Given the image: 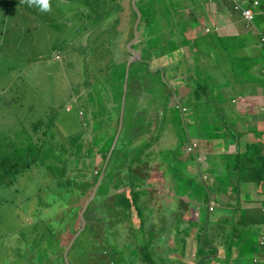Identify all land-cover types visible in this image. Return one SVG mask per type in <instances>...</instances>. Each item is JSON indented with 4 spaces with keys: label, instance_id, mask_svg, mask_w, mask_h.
<instances>
[{
    "label": "trees",
    "instance_id": "trees-1",
    "mask_svg": "<svg viewBox=\"0 0 264 264\" xmlns=\"http://www.w3.org/2000/svg\"><path fill=\"white\" fill-rule=\"evenodd\" d=\"M221 1L232 12L234 22L238 21L235 31L219 34L216 27H212L211 31L205 32L204 28L208 23L209 14L205 10L207 6H202L204 3L201 0H136L135 5L139 10L140 20L137 26L138 38L132 47L139 49L140 58L129 66L124 99L125 103L126 99L129 102V97H136L134 89L136 86L139 88V74H141L140 78L150 76L159 81L161 86L166 89L165 96L160 101H156L157 106L155 105V111H159V117L161 115L164 117L167 107L169 109L171 106L177 112L190 113L191 123H202L205 128L204 135L207 136V139H211L212 155L208 171L215 179L214 184L209 183L207 177H203L201 172V178L195 176L196 168L194 166L199 164L196 156L200 154V147L203 146L194 139L190 145L186 143V147H181L178 152L173 150L174 153L170 154L173 167L171 168L168 163L166 164L167 170L165 168L162 172V178L171 177L173 184L177 185L178 195H174L172 192L166 193L165 184L162 182L161 184L158 181V174L153 175L150 169L147 168V172L143 170L145 175L135 171L138 164L150 154L142 147H152L153 149V145L157 144V155L161 162L160 147H164L165 144L169 145L166 142L158 141V139L160 140V130L157 124L162 126L161 120L159 121L158 118L157 121L155 120L156 129L150 132L148 141L142 142L141 147L132 145V148L128 147L127 150L124 143L125 147H121L120 142L124 139L121 135L125 133L126 127L128 129L133 125L131 121H135L136 116L138 121L142 114L145 120L150 119V113L147 114L146 107L145 113L143 112L145 99H142L141 102L144 103V106L140 104L141 107H138L135 101L130 100L135 104L132 112L128 109V113H125L123 109L121 131L115 145L109 153L116 129L106 136L107 146L104 142L100 148V162L96 164H93V161H86V163L83 161L90 156L87 155L88 151L85 152L84 143L82 145L78 140L72 143L75 147H61L54 157L49 152L42 150V147H39L41 150L38 149L34 155L31 154L30 147H24L23 153L16 152L14 151L16 146L12 139L8 140V144L11 146L9 148L12 150L10 156L0 158V189L2 186H5L4 188L12 187L17 176L21 173L23 176L29 177L26 173L31 170L33 165L44 166L48 171L45 174L50 176H45L43 181L36 185L37 193L34 194V202L26 204L23 201L16 207L18 211L15 221L19 219L20 226L17 230L20 237L16 238V242L10 238L7 232L0 234V264H65L66 259L68 264H156L152 257L153 248L150 246H153L157 234L169 231L167 226L174 220L187 222L189 225L197 227L198 230L201 229L202 233L196 235L200 264L213 262V259L218 255L214 257H210V255L217 254L219 249L220 252L222 249V254L227 259L226 264L229 260V264L258 263L257 255L254 254V250L258 248H261L263 252L260 264H264V245L260 243L261 236L264 235V116L262 120H257L252 116L256 112L264 113V102L258 101V99L264 101V98L251 96L257 87L261 86L264 89V0ZM8 2L0 0V3L4 5L1 6L3 7V18L0 17V24L7 20L4 15L7 13ZM102 2L110 10L108 15L113 11L121 12V1L101 0V5ZM86 3L94 6L95 9L99 6L93 3V0H86ZM20 4L21 2L15 8L18 9ZM184 6L190 8L188 17L180 14V9ZM130 7L132 6L130 5ZM130 9L132 27L128 41L133 38V24L137 17L134 8ZM196 9L203 11L199 14ZM247 10L251 12L250 16L245 14ZM83 15L88 16L87 12ZM13 17L20 19L17 13ZM88 18L90 19L89 16L86 19ZM201 18L203 22L206 21L204 24ZM117 22L118 19L115 23ZM214 23L216 26L219 25V22ZM0 34L3 35L2 31ZM117 34L108 35V38L103 39L102 46L107 42L108 46L118 42L120 39ZM245 34L250 35L254 41L246 42L243 39ZM16 38L17 36L14 39ZM250 47H255V49L257 47L256 53L247 54L246 49ZM185 50H189L195 57L193 64L188 67L190 75L186 81L179 77L187 90L178 97L179 85L172 86L169 81L176 78L178 71L176 66L182 59H185ZM211 52H214L215 63L203 62L204 57H211ZM152 55H155V60ZM164 61H167V64ZM112 65L119 66L113 71L110 78L116 87L112 99L113 106H111L117 113V125L120 122L126 61L112 63ZM134 65L138 66V69L132 70ZM104 79L107 80L105 77ZM224 88L229 90L225 91ZM100 90L103 91L101 97L105 104L107 94L104 92V88L100 87ZM173 95L177 97V100L173 98ZM249 106L252 107L251 112H247ZM52 121L53 116H49L46 124L36 121L31 124V128L36 130L40 125H46L49 128L54 125ZM211 121L215 124L211 125ZM242 123H245V129ZM150 124L149 121L140 122L135 128L150 131ZM217 124H220L219 128L214 129ZM68 136L70 137V135ZM78 137L80 135H72L74 139H78ZM194 137L198 138L199 136ZM37 139L43 142L39 137ZM63 144H67L66 140ZM189 147H193V151L189 150L188 153ZM218 147L235 148L227 152L221 148L218 151ZM215 152L219 154L217 155L220 159L219 162L212 161ZM49 159L56 160L60 165L54 166L51 171V164L45 163ZM138 159L139 161L136 163L133 162ZM106 160L108 161L106 162ZM121 162H129L125 171L120 167ZM73 163L75 166L80 163L83 171H78L79 173L76 175H70ZM101 174L102 176L97 182ZM142 176L147 179L141 178ZM176 179L178 182H174ZM244 184H253L255 187H259L260 196L259 199L256 198V201L258 200L260 203L259 206H255V215L250 208L246 210L249 214L247 216L242 208V204L253 200L250 198L244 200V197L243 200L241 199V188L245 186ZM21 185L25 187V183ZM157 185L163 186H160L158 193H154L161 202L164 203V198H174L172 202L163 204L160 210L157 208L160 211L157 212L158 216L155 214V211L158 210L149 203L152 195L150 190L157 188ZM93 190L94 193L91 194ZM255 190L257 191V189ZM58 192H62L63 200L54 198V193ZM125 193L127 197H124ZM68 195H73L72 204H70L69 198L67 199ZM85 197L87 198L83 202ZM179 200L185 204H189L191 201L195 203L193 206H187L180 210ZM5 201L7 200L0 195V204H4ZM42 205L52 207L45 216L46 219L41 218L43 215ZM84 205L82 215L85 221L84 226L73 240L65 259L64 251L72 236L81 227L79 212ZM195 207L198 212L195 220H186L175 215L177 210H179L177 212L190 214ZM226 208L241 214L239 223L236 215H230L227 221L228 225L237 226L236 228L229 226L232 234L227 231V235L230 236L227 240L235 245L237 238L234 234L242 227L241 225H245V228L261 224L263 228L259 231V240L252 242L248 248L247 245L240 246L239 244L237 249L234 248V251H231L227 240L218 244L216 242L218 241L217 234H221L220 225L225 224L226 219L223 215H214L211 218V212ZM151 209L152 211H150ZM27 214L31 218V222L25 219ZM151 214H155L157 217L155 223L152 221ZM133 218L137 220L135 221ZM187 231L188 227L185 226L183 232ZM124 235H126L127 241L124 239ZM224 235L225 229L223 230ZM172 247L174 250L178 249L177 241H173ZM250 249L252 250L250 254H245ZM252 255L253 257H250ZM164 260H169V258L165 257Z\"/></svg>",
    "mask_w": 264,
    "mask_h": 264
},
{
    "label": "rangeland",
    "instance_id": "rangeland-1",
    "mask_svg": "<svg viewBox=\"0 0 264 264\" xmlns=\"http://www.w3.org/2000/svg\"><path fill=\"white\" fill-rule=\"evenodd\" d=\"M116 1H121V12H119V10L118 12L113 11L108 15L110 10H108V7L104 5L103 2L102 5L100 4L101 0H93V3H96L97 6L99 5L96 9L94 6L92 7L89 3H86V0H70L69 3L68 1L64 3L63 1L60 2V0L59 2L58 0H50L51 10L47 12H43L35 6L29 7L26 3H22L21 0H7V13L4 15V18L7 20L5 23L0 24V31L3 33V35L0 34L2 35V37H0V158L3 156H10L12 149L9 148L11 146L8 144V140L11 139L14 146H16L14 150L16 152L23 153L24 151H22V149L24 147H30L31 154L34 155L36 151L40 149L39 147H42V150L49 152L52 157L58 153L61 147H75L72 143L78 140L82 145L84 143V146H86L85 152L88 151L87 155L90 156L89 158L83 159V161H85V163L86 161H93V164L100 162V148L103 146L104 142L107 146L105 141L106 136L119 128V124L116 125L117 113L112 107V99L113 94L116 92V87L112 84V81H110L113 71L119 68V66L115 67L112 63L125 61L131 57L130 51L128 50V39L130 38L132 27L130 14V8L133 7L131 3L132 0ZM201 1L204 3L202 6H207L205 10L206 13L210 15H208L209 20L204 28L205 32L208 30L211 31L212 27H216V31L219 34L236 30L238 21L234 22L232 12L227 9L221 0ZM20 2L19 8L16 9L15 6ZM130 5L132 7H130ZM1 6L4 5L0 3V17L3 18V7ZM13 9L14 12H12ZM79 10L83 14L87 12L90 17V19H86L87 23L85 19H83L82 23L77 22V19L81 18L75 15ZM189 10L190 8L184 6V8L182 7L180 9V14L188 17ZM196 11L201 14L203 10L196 9ZM15 13L20 16L19 20L13 17ZM116 19H118L117 23H115ZM201 21L203 24L206 22H203L202 18ZM213 21L219 22V25L216 26ZM187 26L191 27L189 25ZM111 33L112 35L118 33L120 40L115 44H110L108 46L107 42V44L102 46L103 39L108 38L107 36ZM15 36H17L16 39H14ZM243 39L248 43L254 41L248 34L243 35ZM135 42H132V44ZM34 43L40 44L42 48L38 50ZM132 44L130 46L131 48ZM256 51L257 47L256 49L255 47L246 49V53L251 55L256 53ZM135 52L140 51L139 49H135ZM54 54H59L60 58L57 59L58 55H56L55 59ZM213 54L214 52H211V57H204L203 62H208L209 64L215 63ZM152 56L153 60H155V55ZM184 56L185 59H182L180 64L176 66L178 69L176 78L169 81L172 86L179 85V89H177L178 97H180L182 92L187 90L186 87L182 85L184 82H181L179 77L186 81L187 77L190 75L188 67L193 64V58L195 57L189 50H185ZM164 63L167 64V61H164ZM136 69H138V66L134 65L132 70ZM167 74L169 73L167 72ZM140 76L141 74H139L138 77L140 82L139 88L136 86L138 89L136 87L134 89L136 99L129 97V102L128 99H126L125 103H123V109L125 113H128V109L132 112L135 104L133 102L131 103L130 100L135 101L138 107H141L140 104L144 106V103L141 101L145 99L146 102L143 112L145 113L146 107L147 114L150 113V119L145 120L142 114L139 116L138 121V119L136 120V116L134 118L135 121H131L133 125L128 129L126 127L125 133L121 135V137L124 138L123 141L120 142L122 145L121 147L126 146L127 150L128 147L132 148V145L133 147H141V143L148 141L151 133L138 137L133 128L137 127V124L140 122H151L152 119L155 120L158 118L162 123V126L157 124L160 130V140L158 139V141H163V143L166 142L169 145L167 146V144H165L164 147H160L161 150L159 153L162 163L157 155V144H155L153 145L152 152L144 158L143 162L140 161L141 163L138 164L135 171L145 175L146 173H144L143 170L147 172V168L150 169L153 175L158 174V181L165 184L166 193L172 192V194L178 195L177 185L173 184L170 179L171 177L162 178V172L165 170L166 164L168 163H170L171 168L173 167V161L170 155L174 153L173 150L178 152L181 147H186V143L190 145L194 139L198 141L199 145L201 144V146H203L200 147V154L196 156V160L199 164L196 167L194 166V168H196V170H194L195 176L200 177L201 172L203 177H207L209 183L214 184L208 171L212 155L211 139H207V136L204 135L203 131L205 128L202 123L195 122L192 124L190 113L177 112L172 106L170 107L171 110L167 107L164 117L162 115L159 117V111H155L157 106L156 101H160L162 97L165 96L166 89H164L161 83L155 78H151L150 76H143L140 78ZM104 77L107 78V80L104 79ZM98 78L99 80H97ZM100 87L104 88V92L107 94L105 104L101 97L103 91L100 90ZM224 90L228 91L229 89L224 88ZM122 94L124 93L122 92ZM251 96L264 98V89L261 86L257 87L254 94ZM173 98L177 100V97L174 95ZM163 101L164 99L160 103L162 104ZM258 101L264 102L261 99H258ZM233 109L235 110L234 105ZM247 110V112H251L252 107L250 108L249 106ZM49 116H53V126L48 128L46 125H40L36 130L31 128V124L36 121H42L46 124ZM252 116L257 120H262L264 113L260 112L258 114V112H256ZM154 120L152 122L155 124ZM214 124L215 123L211 121V125ZM242 125L245 129V123H242ZM219 126L220 124H217L214 129L219 128ZM211 130H213V128H211ZM68 135H70V137ZM72 135H80V137L74 139ZM194 136L199 137L196 138ZM37 137H39L41 141L43 140V142H40ZM65 140L67 143L66 145L63 144ZM112 140L110 149L114 147V136ZM123 143L125 146H123ZM142 148L150 149L152 147L145 146ZM219 160L217 155L212 157V161L219 162ZM107 161L108 160H106V162ZM136 161H139V159L133 162L136 163ZM47 162L51 164V171L54 166L60 165V163L54 159L46 160L45 163ZM128 164L129 162H121V169L125 171L127 168L126 165ZM71 165L70 175H76L83 171L80 163H78L77 166H75L74 163ZM46 171L45 167L40 164L33 165L31 170L26 173L29 177H25L23 173H21L17 176L12 187H1L0 195L7 201H5L4 204H0V234L7 232L14 242H16L17 237H20V233L18 234L17 232L20 227L19 219L15 221V215L18 211L16 207L23 201L26 204L34 202V194L37 193V190H35L36 185L42 182L45 176H50L45 174ZM141 178L147 179L143 176ZM159 182H157V184H160ZM174 182H178L177 179ZM22 183H25V187L21 185ZM160 186L163 187L162 185ZM160 186L150 190L152 195L149 202L150 205L159 210L163 204L174 200L173 197H169L168 199L164 198V203L161 202L158 196L154 195V193L160 191ZM255 189L260 193L259 187H255L253 184L242 186L241 191L244 196H248L247 194L251 195L249 192H254ZM221 196L223 197V195ZM124 197H127L126 193ZM54 198L63 200L62 192L54 193ZM68 198L71 201L70 204H72L73 195H68L67 199ZM86 198L87 197L83 198V202H85ZM61 202L64 203V201ZM179 202L180 210L185 209L187 206H193L195 203L191 201V203L185 204L180 200ZM51 208L52 207L49 208L42 205V219H46L45 216ZM64 208H66V206H64ZM82 210L83 209L80 210L79 214ZM159 210L155 211L156 215L160 212ZM150 211H152V209ZM177 211L175 215L181 216L186 220H195L198 214L196 207L191 210L190 214ZM155 214H151L154 223L157 219ZM214 215H223L226 219L224 221L225 224L220 225L221 234H217L218 241L216 242L221 244L230 238V236L227 235V231L229 234H232L227 223L230 218L229 208L224 210L217 209L215 212H211V218ZM25 219L29 221L31 218L27 214ZM136 220L137 219H135V221ZM29 222H31V220ZM185 226L188 227L187 232H183ZM256 226L257 224L250 225L248 228L241 227L237 232L239 234L237 242L239 243L235 245H233L230 240H227L231 251H234V248H238L237 245L239 244L240 246L247 245L248 248V245L252 242L259 240V231L263 226L261 227V224ZM167 228L169 231L157 234L153 246H150L153 248L152 257L156 264H200L201 260L198 256L199 251L197 248L196 235L202 233L201 229L198 230L197 227L191 224L189 225L187 222H176L175 220L167 226ZM224 229L225 235L223 236ZM79 231L80 228L75 234H78ZM124 239L127 241L126 235H124ZM173 241H177L178 249L176 250L172 249ZM219 250L217 254L210 255V257L218 256L213 259V262L210 261L207 262V264H226L227 259L222 254V251L220 252ZM251 251L250 249L246 251L245 254L248 255ZM254 251L259 261L258 263L252 262L251 264H260L262 260L260 257L263 256L262 249L258 248ZM165 257H168L169 260L163 261ZM250 257H253V255Z\"/></svg>",
    "mask_w": 264,
    "mask_h": 264
},
{
    "label": "crops",
    "instance_id": "crops-1",
    "mask_svg": "<svg viewBox=\"0 0 264 264\" xmlns=\"http://www.w3.org/2000/svg\"><path fill=\"white\" fill-rule=\"evenodd\" d=\"M57 1V0H56ZM64 2V3H67L66 1H68V3L70 2V0H60V2ZM58 2H59V0H58ZM75 15H77V16H79V17H81V18H78L77 19V22L78 23H82V21H83V19H85V21H86V23H87V20H86V15H83V13L79 10V12L77 13V14H75ZM34 45H35V47L38 49V50H40L41 48H42V46L40 45V44H36V43H34ZM130 53V52H129ZM56 55H58V57H57V59H59L60 58V55L59 54H54V58L56 57ZM130 55H131V53H130ZM138 55H139V58H140V52H138ZM56 59V58H55ZM129 59V58H128ZM128 59H126L125 61L127 62V60ZM38 62H41V61H38ZM121 62H124V61H121ZM134 62V61H133ZM113 63H120V62H113ZM125 68H126V65H125ZM156 120V119H155ZM154 120V121H155ZM157 121V120H156ZM156 121H155V123H156ZM133 129H135V133L136 132H138V137H142L143 135H147L148 133H150L151 131H154L155 129H156V126H155V124L151 121V124H150V131H146L145 130V132L144 131H142V130H138L137 128H133ZM132 129V130H133ZM117 131H118V128L116 129V132H115V135H116V133H117ZM120 131H121V128H120V130H119V133H120ZM119 133H118V135H117V137L119 136ZM115 135H114V137H115ZM116 140H117V138H116ZM116 140H115V142H116ZM114 145H115V143H114ZM219 148H221V149H223V150H225V151H227V152H229V151H231V150H234V148L235 147H218V151H219ZM144 151H146V152H152V148H150V149H146V150H144ZM211 153H212V150H211ZM215 153H218V152H215ZM214 155H218V154H214ZM213 155V156H214ZM211 180L212 181H214L215 179L213 178V176L211 175ZM251 195H249V194H247L248 196H244L243 195V193H242V195H241V199L243 200V197H244V200L246 199V198H250V199H253L251 202H249V203H246V204H242V208H243V210L246 212V210H249L250 208L252 209V211H253V215H255L256 214V210H255V206H259V201L257 200L256 201V198L257 199H259V196H260V193H258L256 190L254 191V192H249ZM233 201V200H232ZM231 207V209L233 210V208H232V205L230 206ZM230 208H229V214L231 215V214H233V215H236L237 217H238V223H239V217H240V215L241 214H239V213H234V211H232ZM246 214H247V216L249 215L247 212H246ZM224 217V216H223ZM229 223V222H228ZM229 226H230V228H236V226L237 225H230L229 224ZM242 227H244L245 225H241ZM249 227V226H248ZM248 227H245V228H248ZM257 227V226H256ZM240 230V229H239ZM238 230V231H239ZM234 236L238 239V237H239V234L238 233H235L234 234ZM237 243H239V242H237ZM235 249H237V248H235ZM221 251H222V249H221ZM261 258V257H260Z\"/></svg>",
    "mask_w": 264,
    "mask_h": 264
},
{
    "label": "water",
    "instance_id": "water-1",
    "mask_svg": "<svg viewBox=\"0 0 264 264\" xmlns=\"http://www.w3.org/2000/svg\"><path fill=\"white\" fill-rule=\"evenodd\" d=\"M135 2H136V0H132L131 1V3L133 4V8H134V10H135V12H136V19H135V25H134V27H133V38L130 40V42H128V50L130 51V53H131V57L127 60V62H126V68H125V75H124V80H123V93L124 94H122L123 96H122V100H121V102H122V105H121V109H120V111H121V115H120V123H119V128H118V131H117V133H116V135H115V137H114V143H115V140H116V138H117V135H118V133H119V130H120V128H121V125H122V122H121V118H122V114H123V103H124V99H125V90H126V86H127V80H128V74H129V66H130V64L133 62V61H136V60H139V55H138V52H135V49L132 47H130L131 46V44H132V42H135V40L137 39V26H138V23H139V20H140V13H139V10H138V8H137V6L135 5ZM112 148L113 147H111V149H110V152H111V150H112ZM109 152V153H110ZM101 176H102V174L100 175V177H99V179H98V181L97 182H99V180H100V178H101ZM95 188H96V186H95ZM94 193V190H93V192H92V194ZM92 196V195H91ZM84 208H85V205H84V207H83V210H82V212L80 213V217H81V227H80V230H81V228L84 226V223H85V221H84V219H83V211H84ZM80 232V231H79ZM77 236V234H75V235H73L72 236V238H71V240L69 241V244H68V246H67V248L65 249V251H64V257H65V259H66V256H67V252H68V250H69V247L71 246V244H72V242H73V240L75 239V237ZM65 264H68V261H67V259H66V263Z\"/></svg>",
    "mask_w": 264,
    "mask_h": 264
},
{
    "label": "clouds",
    "instance_id": "clouds-1",
    "mask_svg": "<svg viewBox=\"0 0 264 264\" xmlns=\"http://www.w3.org/2000/svg\"><path fill=\"white\" fill-rule=\"evenodd\" d=\"M21 2L26 3L29 7H33V6L38 7L39 10H41L43 12H47V11L51 10L50 0H21ZM189 150L193 151V147H189V149L187 150L188 153H189ZM263 211H264V206H263ZM260 243H261V241H260ZM261 245H264V244L262 243ZM263 260H264V258H263Z\"/></svg>",
    "mask_w": 264,
    "mask_h": 264
},
{
    "label": "built area",
    "instance_id": "built-area-1",
    "mask_svg": "<svg viewBox=\"0 0 264 264\" xmlns=\"http://www.w3.org/2000/svg\"><path fill=\"white\" fill-rule=\"evenodd\" d=\"M245 14H246L247 16H250V15H251V12H250L249 10H247V11H245ZM261 243L264 244V235L261 236Z\"/></svg>",
    "mask_w": 264,
    "mask_h": 264
}]
</instances>
